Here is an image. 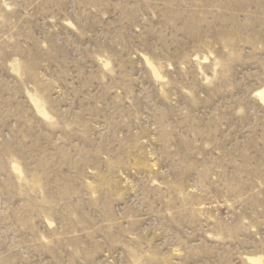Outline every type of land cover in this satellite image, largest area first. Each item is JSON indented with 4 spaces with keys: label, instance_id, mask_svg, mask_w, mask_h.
Here are the masks:
<instances>
[{
    "label": "rangeland",
    "instance_id": "obj_1",
    "mask_svg": "<svg viewBox=\"0 0 264 264\" xmlns=\"http://www.w3.org/2000/svg\"><path fill=\"white\" fill-rule=\"evenodd\" d=\"M262 88L264 0H0V264H264Z\"/></svg>",
    "mask_w": 264,
    "mask_h": 264
},
{
    "label": "bare ground",
    "instance_id": "obj_2",
    "mask_svg": "<svg viewBox=\"0 0 264 264\" xmlns=\"http://www.w3.org/2000/svg\"><path fill=\"white\" fill-rule=\"evenodd\" d=\"M156 71V70H155ZM156 75H157V72H156ZM257 94L259 95V97L260 98H262V99H264V88H262V89H258L257 90ZM31 97H32V95H31ZM33 102H35V104H36V106L38 107V108H41V106H40V104H39V102L38 101H33ZM34 104V103H33ZM34 104V105H35ZM42 114H45L44 112H42V110H39ZM251 259L252 260H256V259H254V258H252L251 257Z\"/></svg>",
    "mask_w": 264,
    "mask_h": 264
}]
</instances>
